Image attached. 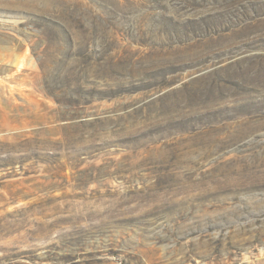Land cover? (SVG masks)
Here are the masks:
<instances>
[{"label":"rangeland","instance_id":"374dc122","mask_svg":"<svg viewBox=\"0 0 264 264\" xmlns=\"http://www.w3.org/2000/svg\"><path fill=\"white\" fill-rule=\"evenodd\" d=\"M166 2L165 18H159L155 12L160 4L153 0H0V264H75L72 260L83 253L89 257L87 262L77 264H138L139 249L149 247L137 232L117 226L115 215L124 206L125 194L132 186L126 181L136 179L144 157L132 158V164L121 167L129 163V159L125 161L127 154L129 157L133 153L113 155V147L100 153L93 163L83 148L96 143L95 137L99 143L112 142V133H97L94 137L93 130L74 125L77 121L72 120L71 113L58 110L56 103L45 96V78L32 47L45 55L46 63L58 60L61 48L51 35L42 33L43 19L65 20L72 28L78 8L93 14L99 22L101 18L103 26L95 48L109 51V58H122L126 64L140 62L147 71L166 62L203 64L199 70L183 72L177 85L151 92L146 100L213 70L215 65L243 56L264 55V22L205 42L196 49H167L170 41L177 38L172 36L170 40L165 33L169 29L163 26L168 23L166 19L181 23L182 31L190 38L187 20H198L191 27L200 31L205 11L190 12L178 0ZM241 7L237 8L241 14L231 18L233 23L243 21ZM214 21L220 22L221 18ZM71 32L75 43H91L90 31L85 41L80 34ZM70 50H77V46L71 49L63 43L61 51ZM216 51L219 53L214 54ZM177 52L182 53L171 55ZM142 98L126 97L119 105L104 101L92 113H107ZM252 98V103L235 106L237 113L264 115V92ZM246 131L252 135L257 132L261 138L253 136L247 146L248 165L253 170L248 181L235 179L240 204L234 212L246 221L232 233V249L219 255L210 248L196 252V243L176 249L174 245L162 246L159 254H148L144 264H264V122L251 123ZM204 155L184 159L194 162ZM78 162L82 169L106 164L109 172L105 177L111 176L88 185V178L81 179L74 169ZM110 249L120 254L106 256ZM188 253L200 256L189 260Z\"/></svg>","mask_w":264,"mask_h":264},{"label":"trees","instance_id":"16d2710c","mask_svg":"<svg viewBox=\"0 0 264 264\" xmlns=\"http://www.w3.org/2000/svg\"><path fill=\"white\" fill-rule=\"evenodd\" d=\"M153 2L160 4L155 12L157 16L165 18L166 0ZM178 2L190 12L205 11V17L201 20L200 31L191 27L198 20H187L190 38L182 31L181 23L166 19L168 23L163 26H169V29H165V33L170 40L172 36L177 38L170 41L167 49H196L205 42L264 22V0H241L243 4L237 0ZM240 5L244 8V19L233 23L231 18L241 14L237 11ZM77 12H74L78 17L72 28L65 20L48 17L42 24V33L46 37L51 35L61 49L65 43L71 49L77 46V50L64 52L60 49L61 56L52 63H46L45 55L39 54L34 47L32 53L45 78V96L56 103L58 110L71 113L72 120L77 121L74 125L93 130V136L112 133V142L99 143L98 137L94 136L96 143L83 148L93 163L100 153H107L113 147V155L133 153L129 157L127 154L125 161L129 159V163L121 162V167L132 164V158L144 157L136 179L125 180L132 186L125 194L124 206L115 214L117 226L131 230V233L137 232L138 238L149 244V247L139 249L147 254L139 251L138 264H144L148 254L157 255L162 246L168 245H174L176 249L196 243L199 245L196 252L210 248L219 255L225 249L230 251L232 233L246 221L234 212L240 204L235 179L241 178L243 183L248 181L253 170L248 165L247 146L253 136V139L261 138L257 132L255 135L248 133L246 127L264 122V115L237 113L235 106L252 103V96L264 92V55L243 56L225 65H215L213 70L157 98L146 100L151 92L177 85L183 72L199 70L203 64L166 62L147 71L140 62L126 64L122 58H109V51L95 48L101 36V18L99 22L89 12L78 8ZM218 17L221 21H214ZM71 30L80 34L83 41L90 31L91 43L83 46L80 42L75 43ZM134 95L143 98L112 108L107 113H92L104 101H115L119 105L120 101ZM87 117L93 118L82 120ZM120 145L129 148L122 149ZM199 154H205V157L194 162L184 159ZM104 165L82 169L83 165L78 162L73 166L79 177L88 178V185H91L111 176L105 177L109 167ZM65 171L62 168L61 172ZM243 214H247L245 210ZM215 235H218L217 240H214ZM118 254L112 249L106 252V256ZM188 254L189 260L200 256ZM88 258L83 253L72 262H87Z\"/></svg>","mask_w":264,"mask_h":264}]
</instances>
